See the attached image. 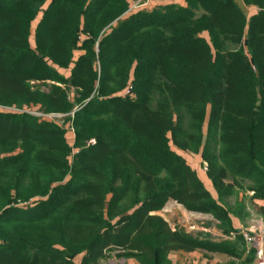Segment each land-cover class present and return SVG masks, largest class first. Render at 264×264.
<instances>
[{
  "label": "trees",
  "instance_id": "obj_1",
  "mask_svg": "<svg viewBox=\"0 0 264 264\" xmlns=\"http://www.w3.org/2000/svg\"><path fill=\"white\" fill-rule=\"evenodd\" d=\"M138 1L0 0V264L247 246L227 201L264 202V0ZM170 200L238 244L173 231Z\"/></svg>",
  "mask_w": 264,
  "mask_h": 264
},
{
  "label": "rangeland",
  "instance_id": "obj_2",
  "mask_svg": "<svg viewBox=\"0 0 264 264\" xmlns=\"http://www.w3.org/2000/svg\"><path fill=\"white\" fill-rule=\"evenodd\" d=\"M37 23V22H36ZM35 23V24H36ZM34 24V27H35ZM35 113V112H34ZM35 114H39L36 112ZM54 119L62 120L65 117L60 114H54ZM41 116V115H40ZM62 122V121H61ZM65 127L68 130L67 138L69 140L70 144L74 143V133L73 130L70 128L69 124H66ZM181 152V151H180ZM181 154H183L190 165H192L201 176L202 179H205L206 169L207 165L204 163H201V160L198 156L194 155L191 152H184L182 151ZM252 193L250 192H244L243 190L236 189L235 194L227 201L229 205L230 210H237V205L239 202H242L245 206V220L243 222V226L241 227V230L246 238V240H264V217L261 209L259 206L253 201L252 199ZM175 205V210H173L169 215H165L167 217L168 223H170L171 228L182 229L186 233L191 234L193 236H198L202 239H209V240H234V236L231 238L223 235L219 230L217 226V223L213 221L216 225L209 227L205 230L201 229L202 225L201 222H205L208 224L207 219H197L195 217H191L189 213L184 209V207L180 205ZM161 212H155L154 215H161ZM174 218V219H173ZM210 216L208 215V217ZM173 219V220H172ZM195 222L196 226L193 229H190V223ZM200 224V225H198ZM173 230V229H172ZM173 230V231H175ZM105 259L101 261L100 264H121L124 260L123 255H120L121 251H107ZM123 254V253H121ZM77 262H80V258L77 259Z\"/></svg>",
  "mask_w": 264,
  "mask_h": 264
},
{
  "label": "crops",
  "instance_id": "obj_3",
  "mask_svg": "<svg viewBox=\"0 0 264 264\" xmlns=\"http://www.w3.org/2000/svg\"><path fill=\"white\" fill-rule=\"evenodd\" d=\"M174 2L178 3V4L184 3L183 0H174ZM238 2L242 6V8L246 11L248 16L256 14L259 10L255 6H246L242 0H238ZM156 4H158L157 1H155L153 3V5H156ZM206 173H207V170H206ZM202 180L205 183L206 187L210 190V192L215 196L216 193L212 187L211 181L207 177V174H205V179H202ZM248 192H250V191H248ZM250 193H252V192H250ZM251 197H253V193H252ZM253 201L259 206V208L262 211L261 207L264 206V202L254 200V199H253ZM175 203L177 206L180 205L177 202L170 200L166 204V206L161 210L162 213H160L161 214L160 216L163 217L167 222H168V220H167V217H165V215H169V213H171L173 210H175V208H176L174 205ZM180 206H182V205H180ZM187 212L189 213V215L191 217H195L197 219H207L208 224L205 222L200 223L202 225L201 229H203V230H205L209 227L215 226L216 224L213 221H215L217 223V226H215V227H218L219 223L210 215H209L210 218H206V217H208V215H206V214L193 213V212H189V211H187ZM244 220L245 219H242V220L236 219L235 227L238 229V231L241 230V227L243 226ZM190 224H191L190 229L197 227L195 222H191ZM200 224H198V225H200ZM169 225H170V223H169ZM172 229L175 230L174 227ZM220 232L222 233V231H220ZM232 236H234V235H232ZM232 236H227V237L231 238ZM194 237H196V236H194ZM200 239H202V238H200ZM234 239H235V236H234ZM197 241L209 242L212 244H221V243H226V242H230L232 244H236V243L238 244V240H231V239H229V240H197ZM246 241H247L246 247L238 244L239 247L235 251L236 255L233 253L216 252V251L207 250L204 248H197V249H193V250H185V249L173 250L170 252L168 258H169L170 264H242L243 262L246 261L248 255H249L248 250L251 247H253L256 249V258H255V261L253 264H264L257 258L259 250H261V252H263V258H264V240H253V242H249L248 240H246ZM121 264H140V263L136 259L130 258L127 260H123Z\"/></svg>",
  "mask_w": 264,
  "mask_h": 264
},
{
  "label": "built area",
  "instance_id": "obj_4",
  "mask_svg": "<svg viewBox=\"0 0 264 264\" xmlns=\"http://www.w3.org/2000/svg\"><path fill=\"white\" fill-rule=\"evenodd\" d=\"M155 1H157V0H139L137 3H135V5L133 6L132 10H138V9H143V8H146V9L150 8V9H151V8H152L151 6H152V4H153ZM124 95H125V96H126V95H131V96H133V94L131 93V89H127V90L125 91ZM37 115H39V116H40V115L43 116L41 113H39V114H37ZM44 116H46L47 118H50V119H54L55 117H57V116H55V115H44ZM248 241H249V242H253V240H248ZM257 258H258L262 263H264L263 252H261V250H259Z\"/></svg>",
  "mask_w": 264,
  "mask_h": 264
},
{
  "label": "water",
  "instance_id": "obj_5",
  "mask_svg": "<svg viewBox=\"0 0 264 264\" xmlns=\"http://www.w3.org/2000/svg\"><path fill=\"white\" fill-rule=\"evenodd\" d=\"M240 232L242 231V230H239Z\"/></svg>",
  "mask_w": 264,
  "mask_h": 264
}]
</instances>
